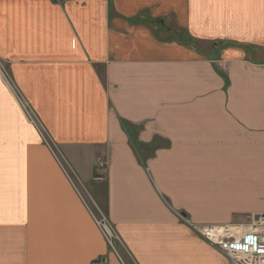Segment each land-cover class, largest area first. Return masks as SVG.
Returning a JSON list of instances; mask_svg holds the SVG:
<instances>
[{"label":"crops","instance_id":"0c3cea01","mask_svg":"<svg viewBox=\"0 0 264 264\" xmlns=\"http://www.w3.org/2000/svg\"><path fill=\"white\" fill-rule=\"evenodd\" d=\"M0 56L122 243L0 76V264H228L183 221L264 214V0H0Z\"/></svg>","mask_w":264,"mask_h":264},{"label":"built area","instance_id":"2783aa9c","mask_svg":"<svg viewBox=\"0 0 264 264\" xmlns=\"http://www.w3.org/2000/svg\"><path fill=\"white\" fill-rule=\"evenodd\" d=\"M0 76L11 91H13L12 87H14V89L16 88L5 65L1 61ZM15 98L17 99L18 105L23 110L26 120L36 129L42 143L48 147L49 152H51L54 157L55 145L50 141L49 133L40 124L29 107V104L22 99L19 93L15 92ZM56 158L57 160L54 157L58 166L67 174L65 168L63 169L61 164L65 163L66 168L69 169L70 165H68L67 161H60L57 156ZM71 176H73L77 184H79L78 178L72 170ZM76 191L78 192V190ZM80 197L105 239L110 251L120 259L118 246L121 245V241L113 226L92 200L88 199L89 202H87L81 195ZM188 225L194 235L206 241L216 249L227 260L228 264H264V214L256 219L254 217L249 223L243 225H193L189 222ZM91 264H106V261L102 258H97Z\"/></svg>","mask_w":264,"mask_h":264},{"label":"rangeland","instance_id":"374dc122","mask_svg":"<svg viewBox=\"0 0 264 264\" xmlns=\"http://www.w3.org/2000/svg\"><path fill=\"white\" fill-rule=\"evenodd\" d=\"M0 61L4 64V65H6L5 64V62H4V60L2 59V57L0 56ZM6 67V66H5ZM12 89H13V91H11L12 93H13V95L15 96V92H17V93H19L20 94V96L22 97V99L24 100V101H26L28 104H29V107L31 108V110H32V112L34 113V115L36 116V118L38 119V121L40 122V124L44 127V129L47 131V129H46V127L44 126V124L42 123V121L40 120V117H39V115L38 114H36V112L34 111V109L32 108V105L29 103V101H27V99H26V97L23 95V93H22V91L20 90V89H18V87H16L15 89H14V87H12ZM11 90V89H10ZM16 99V98H15ZM17 100V99H16ZM15 100V101H16ZM48 132V131H47ZM49 139H50V141L55 145V155L58 157V160H60V161H62V160H65V162L67 161V163H68V165H69V162H68V159H67V157H66V155H65V153L61 150V147L59 146V144L55 141V139L54 138H52V136H49ZM45 146V145H44ZM46 147V146H45ZM47 149H48V147H46ZM48 151H49V149H48ZM51 153V152H50ZM54 155V157H55V159L57 160V158H56V156ZM51 156L53 157V155H52V153H51ZM53 157V158H54ZM55 160V162L57 163V161ZM58 165V164H57ZM62 165V168L64 169L65 168V171L67 172V174L61 169V171H62V173L65 175V177H67V179L69 180V182L72 184V186H73V188L75 189V190H78V192H79V195H81L84 199H86V201L87 202H89V198H88V196L86 195V194H84L83 193V190L81 189V188H79V184H77V181H76V179H74V177L73 176H71V170L73 171V168H71L70 167V169L69 168H66V164L65 163H63V164H61ZM69 175H70V177H69ZM105 216V215H104ZM184 223H188L186 220H184L183 221ZM188 225V224H187ZM193 225H195V224H193ZM189 226V225H188ZM214 226H216V225H214ZM190 227V226H189ZM120 238V237H119ZM105 240V239H104ZM120 241H121V239H120ZM121 245H122V243H121ZM121 245H119L118 246V248H120V249H122V246ZM113 246H114V242H113ZM115 248V247H114ZM108 249H109V247H108ZM116 250V249H115ZM109 251H110V249H109ZM111 252V251H110ZM112 253V252H111ZM127 254H125V256H126Z\"/></svg>","mask_w":264,"mask_h":264},{"label":"bare ground","instance_id":"6f19581e","mask_svg":"<svg viewBox=\"0 0 264 264\" xmlns=\"http://www.w3.org/2000/svg\"><path fill=\"white\" fill-rule=\"evenodd\" d=\"M260 216V215H259ZM259 216H256V217H259ZM256 217H255V219H256Z\"/></svg>","mask_w":264,"mask_h":264},{"label":"water","instance_id":"95a60500","mask_svg":"<svg viewBox=\"0 0 264 264\" xmlns=\"http://www.w3.org/2000/svg\"><path fill=\"white\" fill-rule=\"evenodd\" d=\"M257 218V217H256Z\"/></svg>","mask_w":264,"mask_h":264}]
</instances>
